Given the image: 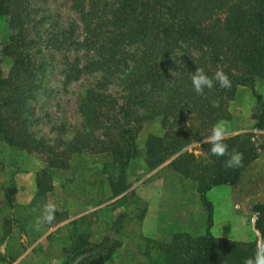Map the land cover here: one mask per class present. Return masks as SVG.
Wrapping results in <instances>:
<instances>
[{
	"label": "trees",
	"instance_id": "trees-1",
	"mask_svg": "<svg viewBox=\"0 0 264 264\" xmlns=\"http://www.w3.org/2000/svg\"><path fill=\"white\" fill-rule=\"evenodd\" d=\"M72 9L81 18L83 40L77 35L79 27L71 25L52 35L49 44L56 51L87 54L86 62L68 59L67 83L84 76L102 79L82 97V124L71 140L52 145L31 130L30 103L41 90L40 77L45 73L38 60L44 19L29 0H0V18L13 32L3 48L0 44V166L12 163L19 153L42 155L48 162L37 178L38 193L30 205L11 203L17 193L14 178L4 190L9 208L0 217V245L6 244L0 264L20 261L28 251L24 238L31 245L39 241L43 228L52 230L69 221L65 202L70 198L79 199L83 207L100 208L124 196L110 205L123 207L129 199L132 163L142 156L139 138L146 126H150L145 153L149 171L172 170L185 182L195 183L192 188L209 214L208 229L204 236L181 233L170 242L147 239L137 231L127 233L129 263L140 264L139 257L146 255L148 264H246L259 240L216 238L214 205L208 194L218 187L238 186L260 158L251 136L223 141L229 152L243 154L238 168L225 166L227 155L213 156L211 144L205 145L210 154L206 164L186 149L203 142L215 125L231 120L229 105L239 88L252 91L262 111L255 117V129L264 132V95L257 91L258 81H264V0H72ZM5 59L13 61L8 75L3 70ZM198 68L210 77L223 70L231 88L215 82L212 89L197 94L191 75ZM114 86L120 89L117 95L110 92ZM98 155L109 157L101 169L88 162V157ZM54 170L71 175L60 191L54 185ZM52 198L54 221L38 224ZM252 213H260L256 227L264 235V204L255 205ZM131 220L124 214L110 223L96 212L73 221L64 264H108L123 247L112 235L120 234Z\"/></svg>",
	"mask_w": 264,
	"mask_h": 264
},
{
	"label": "rangeland",
	"instance_id": "rangeland-1",
	"mask_svg": "<svg viewBox=\"0 0 264 264\" xmlns=\"http://www.w3.org/2000/svg\"><path fill=\"white\" fill-rule=\"evenodd\" d=\"M29 1L35 9L40 11V17L44 19L45 23L39 31L42 33L43 43L39 48L40 52L38 55L39 63L44 65L45 73L40 77L41 90L35 94L30 103V110L33 113L31 130L39 140H44L52 145H56L59 140L69 142L75 129H79L80 124H82L79 114L82 97L89 89L95 88L102 78L101 75L84 76L76 82L67 83L65 73L68 59L73 63L76 60L86 62L87 54L85 52L68 54L63 51H56L49 44L52 35H59L61 31L69 29L71 25L79 27L77 35L79 40H83L84 34L82 28L80 29L81 18L72 9V0ZM12 35L13 32L10 29L8 21L0 18V44L2 48L9 42ZM12 66L13 61L5 59L3 70L6 75L9 74ZM119 91V87L114 86L110 92L117 95ZM257 91L259 94L264 95V81H258ZM229 111L232 115L231 120L219 123L223 125L226 131L225 139L237 136H251V142L260 154V158L246 171L238 186H222L209 192L208 199L214 205V227L212 234L216 238L250 243L257 239L259 240L258 234L252 229L254 217L252 209L255 205L264 204V132L255 131L257 123L255 117H258L262 111L257 100L253 97L252 91L248 88H239L236 99L229 105ZM146 127L139 138L142 156L133 161L129 172V199L125 207L118 211L108 208V204L100 207L98 214L102 220L114 222L123 212L126 214L131 213L136 207L140 210L143 209V202L138 196V191L150 187L151 183L155 182L150 179H154L153 175L157 173L150 172L145 161L146 143L150 135L148 129L150 126ZM205 145L203 142L195 143L186 149V151L195 155L197 160L206 164L210 159V154ZM107 161H109L107 155L88 157V162L98 169H101L102 165ZM47 166L48 162L45 156L24 153L13 155V162L4 164V168L0 166V217L9 208L4 195V190L8 187L9 180L11 178L16 180L18 193L19 182L22 183L25 194L20 201L29 203L33 201L38 193L37 178ZM53 172L54 185L60 191L62 185L71 175L61 170H54ZM161 177L162 181H160V184L155 185L152 190L155 195L157 192L163 193L159 199L160 206L165 207L163 210L176 211L181 205L184 206L185 204L188 206V204L194 203L192 206L195 212L192 211L193 213L190 216L191 224H194V226H182L174 224V222L170 225L164 221H151L147 234L150 233L152 234L150 236L156 237V234L151 229L159 227L163 233L162 236H157L156 241L159 242H170L175 235L181 233L195 236L200 231L203 232L202 235H205L208 229L209 214L202 205L198 192L192 193L187 186L181 187L182 182L179 175L175 174L172 170L164 171ZM103 181L106 182L107 180L103 179ZM163 183L170 185L163 186ZM105 191L106 194H109V186L106 187ZM177 191H181V193ZM14 197L15 195L11 198L13 205L17 203ZM50 201L52 204L55 203L54 198L50 199ZM65 206L75 216H79L83 213V209L85 211L86 208L82 206L77 198L68 199L65 202ZM141 211L143 212V210ZM97 218L96 216L94 217L95 220ZM135 220L136 224H134V227L138 228L140 221L137 218ZM53 232L52 230L51 237L49 238L50 232L43 231L42 234L46 240L43 242L38 241L34 246L32 244L28 246L29 251L34 250L31 258L25 262L26 264L65 263V249L69 246V236L66 234L64 236H52ZM164 233L172 235L164 236ZM115 239L120 240L123 247L119 249L118 253L108 264H130L126 254V250L130 244L125 231L116 234ZM5 254L6 244L0 245V255L4 256ZM152 256L158 262L160 261V256L156 251L153 252ZM139 259L140 264L150 263L146 255L140 256Z\"/></svg>",
	"mask_w": 264,
	"mask_h": 264
},
{
	"label": "crops",
	"instance_id": "crops-1",
	"mask_svg": "<svg viewBox=\"0 0 264 264\" xmlns=\"http://www.w3.org/2000/svg\"><path fill=\"white\" fill-rule=\"evenodd\" d=\"M162 169L163 168L157 170L156 171L157 173H155V175H153L154 178H155V180H153V181H155V182L151 183V186L150 187H147V189H145V190L141 189V190L138 191V196H139V198H141V201L143 202V206H142L143 209H141V210H143V212L140 209H138V207H136V209L133 210L131 213H127L132 220H131V223L129 224V226H125V229L122 230L123 232L125 231L126 237H127V233L136 232L137 231L139 233V235H141V236H143V237H145L147 239H151V240H155L156 241L157 238H158L157 236L158 235L162 236L163 233L161 232V230L159 229V227H157V228L151 229V231L156 234V237L150 236V235H152L150 233L147 234V229H148L151 221H153V222H156V221L163 222L164 221L166 224L169 223L170 225H172L171 223L174 222V224H179V225H182V226H188V225H193L194 226V224H191V219H190L191 214L193 212H195L193 210V206H192V204H194V203H192L191 205L188 204V206L185 205V204H184V206L181 205V207L178 210H176V211H171L169 209L163 210L165 207L164 206L161 207L160 204H159L160 196L163 193L160 194V192H157V194L155 195L152 192L154 186L160 184V181H162V177L161 176H162V174H164V172H161L160 173V171ZM165 171H167V170H165ZM175 174H177V173H175ZM179 177H180V180L182 182V186L181 187L187 186L188 188H190V190L192 191V193H195V192L197 193L196 189L192 188V185L195 186V183H193V182L192 183L191 182H185V179L184 178H182L180 175H179ZM164 185L165 186L166 185L169 186L170 184L163 183V186ZM20 186H21V189H20ZM22 186H23L22 183L19 182V187H18L19 188V193L17 192V194H15V197H14L15 200H17V203H15V201L13 199V202L15 203L16 206H27V205H30L31 202H32V201H30L29 203H23V202L20 201V200H22V198H23V196L25 194L24 193V189H23ZM170 190H173V189H170ZM177 192L178 193H181V191H177ZM107 195L109 197L112 195L111 190L109 191V194H107ZM122 197H124V196H122ZM122 197H119L116 200H114L111 203H109L108 204V208H112V207H110V205L112 203L120 200ZM125 205L123 207L119 208V209H114V208H112V209L115 210V211H118V210L124 208ZM99 211H100L99 208H87L86 207L85 208V211L83 209V213H81L79 216H75V215L71 214V212H70V220L67 221L66 223H64V224H62V225H60V226L52 229L54 231L53 234H52V236L53 235H58V236L63 235L64 236L65 234L68 235L69 227H70V225H71V223L73 221H76V220H78V219H80V218H82L84 216H87V215L95 214L96 212H99ZM124 214H126V213L125 212L121 213V215L117 218V220L122 215H124ZM135 218L139 219V221H140L138 223V228L134 227V224H136ZM116 221H114V222H116ZM114 222H110V223H114ZM192 228H191V231H192ZM59 229H62V233L61 234H58V230ZM45 230L48 231V232H50L49 238L51 237L52 230H47V229L43 228L41 230V238L39 239V241H41V242H43L44 240H46L45 236H43V234H42L43 231H45ZM195 231H196V229H195ZM202 234H203V232H200L199 231L198 235H195V236H204ZM169 235H172V234H165L164 233V236H169ZM112 236H113V238H115L116 234H113ZM154 238H156V239H154ZM127 239H128L129 244H131L130 243L131 242L130 239L128 237H127ZM219 239H222V238H219ZM23 243L26 246H29V244H28V242H27V240L25 238L23 239ZM36 243H33L32 245L34 246ZM33 250H31V251L28 250L29 252L27 251V253L20 259V261L18 263L24 261L25 259H28L29 260V258H31V256L33 255L32 254L33 253Z\"/></svg>",
	"mask_w": 264,
	"mask_h": 264
},
{
	"label": "clouds",
	"instance_id": "clouds-1",
	"mask_svg": "<svg viewBox=\"0 0 264 264\" xmlns=\"http://www.w3.org/2000/svg\"><path fill=\"white\" fill-rule=\"evenodd\" d=\"M218 82L222 88H231V81L227 74L223 70H217L214 77H210L203 68H198L191 75V84L194 91L197 94H203L205 89H212L214 83ZM259 132L260 129H255ZM226 137V131L221 124L215 125L211 129V134L203 140L204 144H211V154L217 157L228 156L225 162V166L229 169L238 168L242 166L243 154L233 150L228 151V145L224 143ZM56 206L52 203H48L43 208V214L38 218L37 223L46 222L51 224L55 219ZM260 218V213H255L252 221V229L259 236V242L255 251L254 257H249L246 264H264V235L259 233V229L256 227V221ZM78 264V262H77Z\"/></svg>",
	"mask_w": 264,
	"mask_h": 264
}]
</instances>
